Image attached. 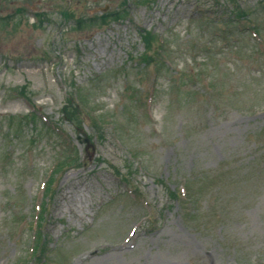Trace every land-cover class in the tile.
<instances>
[{
	"label": "rangeland",
	"instance_id": "rangeland-1",
	"mask_svg": "<svg viewBox=\"0 0 264 264\" xmlns=\"http://www.w3.org/2000/svg\"><path fill=\"white\" fill-rule=\"evenodd\" d=\"M0 264H264V0H0Z\"/></svg>",
	"mask_w": 264,
	"mask_h": 264
}]
</instances>
